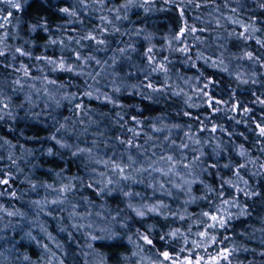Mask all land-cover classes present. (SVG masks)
<instances>
[{
    "label": "rangeland",
    "instance_id": "1",
    "mask_svg": "<svg viewBox=\"0 0 264 264\" xmlns=\"http://www.w3.org/2000/svg\"><path fill=\"white\" fill-rule=\"evenodd\" d=\"M17 2L21 4L20 10L0 3V21L11 12L8 22L0 27V51L5 53V56L0 57V100L7 103L8 107L20 106L25 110L22 117L14 120L11 131L0 125V179L9 181L6 185L0 184V192L3 193L0 201L20 206L12 212L16 214L11 219L0 220V264H60V257L63 264H138L142 255H148L157 264H173V261L175 264H185L191 257L192 260L195 257L197 260L203 258L205 263L212 264L217 253L226 249L223 243L217 241L216 244L206 238L194 250H188L189 243L178 241L170 230L181 225L180 222L190 224L195 223V220L196 231L205 230L210 220L202 214H216L217 206L225 198L237 197L243 205L259 203V194L264 190V137L259 136L257 125L264 126V103H261L264 101V75L248 61L236 63L233 69L221 73L208 83L198 80L194 72L179 79L169 77L165 72H152L151 69L158 65L146 62L148 49L166 46L180 35L181 28H185V31L192 28L185 24L188 12L181 0H131V3L129 0H105L103 4L100 0ZM104 7L109 10L106 11ZM64 8L76 14L65 13L62 11ZM33 25L37 26L35 30ZM92 26L103 30L116 46L131 54H138L143 62L139 69L141 77L134 85L121 88L120 91H115L118 86H108L100 90L99 99H89L83 95L89 89L79 75L52 71L53 65L47 63L48 60L65 59L70 51L86 48L89 40L82 37L86 36ZM263 41L255 40L250 53L264 63ZM17 48L30 55H20L15 51ZM25 67L29 72L27 77L24 76ZM146 72L149 73L147 78ZM44 77L55 80L56 85H45ZM16 80L20 84H16ZM148 83L156 89L181 85L195 92L185 95L183 104L176 110L170 104L163 105L165 99L156 94L143 97L142 92L154 93L146 87ZM59 85L64 87L56 94L58 98L75 93L78 99L73 103L82 102L84 108L95 106L121 111L127 120L126 125L103 138L87 135L77 140L78 135L66 127L68 131L56 132L66 117L74 115L73 110H70L71 105L63 100L58 108L49 101L52 106L44 109V88L47 87L49 93H52ZM204 92L207 95H203ZM106 96L112 102H108ZM29 97L32 103H29ZM209 97L220 103H213L210 108ZM230 98L235 100V111L228 107ZM29 106L32 111H27ZM42 110L43 114L36 118V113ZM186 112L190 115H184ZM177 113L194 126H200L205 119H213L216 123L239 127L237 137L244 146L234 150L232 157L226 149L216 155L224 167L227 165L225 169L228 170L227 175L219 176L216 186H212L216 178L214 176H218L214 167L181 177L182 158L188 154L181 153L178 155L179 160L175 159L174 171L168 176L153 172L152 176L144 179L135 192L139 195H133L129 202L132 207L128 206V210L133 215L121 212L108 225L97 223L90 231V237L73 228L74 224L69 220H60L54 215L55 212L71 209V205H84L92 197L87 187L58 195L59 188L65 184L78 183L83 186L87 182V185L93 184L94 189L98 185L96 181L103 178L98 173H106L107 170L103 164L86 167L89 162L85 157H74L68 149L60 148L54 140L49 139L52 135L74 147L77 144L85 147V140L88 141L87 146H91L95 139L97 148L94 155L98 159H108L116 150L111 142L121 131L133 128L140 133L138 138L155 116L174 117ZM240 113L242 117L237 116ZM49 114L55 116L56 121ZM133 117L140 123L137 124ZM128 134V138H132L133 133L128 131ZM68 139L73 142H67ZM48 149H52L51 155H48ZM170 166L164 164V167H159L167 171ZM92 168L96 169L95 173L91 171ZM13 185L21 190L19 195H12L15 193ZM33 185L36 187L33 188ZM57 199L64 203H51ZM36 201L40 202L39 206ZM151 207H156L157 211H148ZM134 209L145 211V215L136 216ZM28 233L35 239L30 238ZM219 234L225 238L228 232L222 229ZM143 235H148L153 243H145L140 239ZM92 236L98 239L93 240ZM261 242L264 245V235ZM211 245L221 247H215L211 251L213 254H207ZM164 252H168L172 260H165L162 255ZM229 262L222 260L219 264ZM205 263L201 261V264Z\"/></svg>",
    "mask_w": 264,
    "mask_h": 264
},
{
    "label": "trees",
    "instance_id": "2",
    "mask_svg": "<svg viewBox=\"0 0 264 264\" xmlns=\"http://www.w3.org/2000/svg\"><path fill=\"white\" fill-rule=\"evenodd\" d=\"M181 1L188 12L185 18L186 26L195 28L197 31H186V35L181 40L173 38L166 46L153 48V51L147 54V57L153 58L152 63L156 65L164 64L167 69L165 74L178 79L184 78L187 74L194 72V76L198 80L203 81V83L212 82L221 73L233 69L234 65L240 61L253 63L258 68L259 73L264 75V63L253 53H250L255 40H264V7H261L262 0ZM195 4H201L202 6L196 7ZM104 9L106 11L109 10L106 7ZM199 29H204V31H199ZM241 33H243V36ZM89 35L96 36L97 39H103L105 43L99 45L89 40V45L86 48L73 52L70 51L69 56L64 60L66 64H71L76 71L81 70L78 65L82 63V61H76L75 56L77 54L81 57L94 56L102 62L108 60L110 64L114 63V71L109 75H105L104 70L107 68L106 65H96L95 61H89L84 70L90 71L93 74L100 71L101 75L97 76L95 80L88 76L79 75L85 81L87 87L88 84L92 85L93 96H99L100 90L106 89L108 86L115 85L121 89L130 88L132 84L134 85L141 77L139 72L143 64L141 57L138 54H131L126 49L113 44L99 27L92 26L86 32V36ZM182 48H187L188 51L186 53L179 51ZM120 49L125 50L123 54H121ZM249 53L251 54V59H249ZM146 62H148V59ZM113 80H115V83H113ZM158 89H162V91L154 93L142 92V96L148 97L156 94L165 99V102L162 103L163 105L170 104L176 110L183 104L185 95L195 92L194 89L185 88L181 85L169 88L159 87ZM176 93H179V95H176ZM234 101V98H230L228 105L230 110L234 107ZM84 109L87 114L82 111L79 115L66 117L69 118L67 122L65 119L63 121L65 127L74 131L75 135L79 137L85 136L79 131L82 128L88 129V135L99 138L107 137L115 133L118 127L127 123L125 115L118 110H105L95 106ZM28 110L32 111L31 106L27 107ZM6 112H11V115L8 116L5 113H0V115H4V119L0 120V125L11 131L14 120L22 117L25 114V110L20 106L11 105ZM180 115V113H177L174 117L166 115L155 116L153 122L143 135L135 138L134 143L143 144L145 147H148L149 144L155 145V147L149 149L148 155L152 151H155L157 153V161L161 154L177 156L175 159L179 160V154L182 153L184 155L188 153L184 159L182 158L181 177L196 174L200 169L213 168L212 165H215L213 169L217 171L218 176H214L216 178L212 181V186H216L220 178L219 176L227 175L228 173V170L225 169L221 163L222 161L217 159L216 155L226 149L227 153L232 157L234 150L238 148L242 149L244 146L242 141L237 137L240 133L239 127L227 123H216L213 119H205L200 123V126H194L187 120L182 119ZM242 115L240 113L237 116L242 117ZM73 121H83V123H73ZM153 126L161 129V131L154 132L152 130ZM214 126L217 128V131L211 132L210 130ZM205 127L208 129L207 131L201 130ZM165 136H167V140L164 139ZM128 137V131L125 129L111 142V145L116 148L115 151L123 153L125 156L124 161L118 160L120 163L127 162L128 154H131L134 159L136 158V149H130L128 153H125V146L117 142V138L126 140L129 139ZM149 137H151L150 140L148 139ZM146 140L148 144H145ZM197 140L199 143H196ZM171 141H174L175 145L188 144L189 147L174 150L172 147H169ZM67 142L73 141L68 139ZM197 157H199V160L196 159ZM183 164H188L189 167L184 168L182 167ZM136 166L146 165L137 164ZM157 166L164 167V164L160 163ZM127 174L132 175L133 179L128 181L119 180L118 183L109 184L107 188L111 189V192L99 196L96 193L99 188L104 187L107 179L117 180V177L111 176L110 172H106L101 182L94 189L88 188L87 182H84L83 186L78 183L74 184V191H80L87 187L86 189H90L92 197L84 205H76L74 209H65L58 213L55 212L54 215L58 216L60 220L67 219L72 224L77 225L76 229L87 237H90L88 235L97 223H100L102 226L108 225L114 217L118 218V214L121 212L122 214L133 215L128 210L132 196H125L123 193H135L148 175L146 173H134L131 169L127 170ZM13 187L15 194L19 195L21 190L16 188V185H13ZM258 198L259 203L251 205H243L237 197L225 198L230 202L228 205H225L222 200L217 206L216 215H222L226 219L229 215L232 217L230 220H227L223 228L210 229L206 227L205 230L197 232V221L195 220V223L192 222L190 224L180 222L179 224L181 225L173 228L170 232L175 233L179 230L174 237L180 242L181 240L188 242V250H194L198 243L207 238V240L211 239L215 241L214 243L216 244L218 242L223 243V246L228 250H234L229 258L231 264H264V245L261 242L264 235V190L259 194ZM24 204L28 205V203ZM19 207L0 201V220L7 221L8 218L11 219L12 215L9 216L8 213L17 210ZM88 224L92 225L91 229L87 227ZM222 229L228 232L225 238L219 234V231ZM202 232H206L207 236H201L200 233ZM214 237L215 240L213 239ZM215 247L220 248L221 246L211 245L207 249V254H213L214 252L211 251ZM147 256L142 255L138 260V264H157ZM196 260L195 257L192 260L193 263ZM204 260H201L202 263H205ZM58 261L60 264H63L61 257ZM221 262L222 260H219L218 264ZM113 264L128 263L115 262Z\"/></svg>",
    "mask_w": 264,
    "mask_h": 264
},
{
    "label": "snow or ice",
    "instance_id": "3",
    "mask_svg": "<svg viewBox=\"0 0 264 264\" xmlns=\"http://www.w3.org/2000/svg\"><path fill=\"white\" fill-rule=\"evenodd\" d=\"M0 3H5L7 4L11 9H16V10H20L21 8V4L17 2V0H0ZM100 3L103 4L105 3V0H100ZM129 3H131V0H129ZM196 7H200L202 6L201 4H195ZM261 7H264V0H262L261 2ZM63 12L69 14V15H75V12H69L68 8H64L62 9ZM233 11H235L233 9ZM11 15V12L8 13L7 16L3 17V20L0 21V27H3L5 23L8 22V17ZM101 19H104L103 17ZM37 26L33 25V30H35ZM103 31V30H102ZM188 32H195L197 31V29L195 28H188L187 29ZM199 31H204V29H199ZM186 35V31L185 28H181L180 29V35L174 37V39L176 40H181L182 37ZM241 35L243 36V33H241ZM82 39H86V40H92L94 41L96 44L99 45H103L105 43V41L103 39H97L96 36L93 35H89V36H85L82 37ZM52 43H55V41H53ZM77 43H79V41H77ZM17 53H19L22 56H29L30 53L28 52H24L22 51L20 48H17L15 50ZM124 49H120L121 54L124 53ZM153 50L151 48L148 49V53H151ZM179 51L181 52H187L188 49L187 48H182L179 49ZM5 56L4 51H0V57ZM249 59H251V54H248ZM37 59H43L42 57H38ZM76 61H82V63L80 65H78V67L81 69L80 71H76V69H74V67L71 64H66V61L64 59H60L59 61L56 60H48L47 63L53 65V68L51 69L52 71H63V72H70V73H74L76 75H81V76H88L91 79L95 80L97 76L101 75L100 71L95 72V74H93L90 71H85V67L88 65L89 61H95L96 65H106L107 68L104 70V74L105 75H109L111 74L112 71H114V63L110 64L108 60H104L103 62L96 59L94 56H88V57H81L79 54H77L75 56ZM148 62L149 64H151L153 62V58L152 57H148ZM222 63V61H221ZM9 67H11V65H8ZM18 70V69H17ZM152 72H166L167 69L164 66V64H159L157 67H154L151 69ZM149 73L146 72L145 74V78H147V75ZM29 75L28 69L25 67L24 68V76L27 77ZM129 75H131V73H129ZM16 84H20L19 80L15 81ZM43 83L45 85H56V81L55 80H49L47 79V77H44L43 79ZM87 83V82H86ZM98 83V81H97ZM113 83H115V80H113ZM22 87V86H21ZM63 85H59L57 87H55L53 89L52 93H49L47 87L44 88V97H45V103H44V109H48L52 106V104L49 103V101H51L53 104H55V106L58 108L61 106V100L63 101H67L69 105H71V109L73 110V114L76 115L77 113L84 111L85 114H87V112L84 109V105L83 103H73L74 101H76L78 99V96L73 93V94H69V95H64L62 97H57V93L59 92L60 88H63ZM146 87L148 89H151L153 92L156 91H162V89H156L153 87V85L151 83H148L146 85ZM205 88H207V84L205 85ZM88 91L84 92L83 95L88 97L89 99H99L100 96H93V91H92V85L88 84ZM115 91H120L119 87L115 88ZM176 95H179V93H176ZM203 95H207V92H204ZM29 103H32L31 98L29 97ZM105 99L108 102H112L110 97H105ZM213 103L215 104H219L220 101H213L211 99V97H209V101H208V106L211 108ZM261 103H264V101H261ZM238 107V106H237ZM8 108V104L4 103L2 100H0V112H4V110H6ZM237 110V108H233V111ZM213 111H218V109H213ZM244 111H248L247 109H245ZM43 114V110L41 112L36 113V118H38L40 115ZM5 115L10 116L11 112H5ZM50 118L54 121H56V117L52 116L51 114ZM184 115H190L189 113H184ZM4 119V115H0V120ZM69 118H65L66 122ZM135 121V117L132 118ZM58 122V121H57ZM137 124H139V121H135ZM73 123H83V121H73ZM257 128H259V136L264 137V126H260L257 125ZM62 130L64 131H68V129L65 128V124H59V127L56 128V132H61ZM152 130L154 132H159L161 131V129L156 128L155 126H153ZM201 130L207 131L208 129L202 128ZM80 132H82L85 136L88 135V129L87 128H82L79 130ZM129 132L133 133L132 138L123 140V139H119L117 138V142L120 145H124V152L128 153L130 149H136V158L134 159L133 156L131 154L127 155V162L124 163H120L119 161H124L125 156L123 153H118V151H114L112 156L109 157L108 159H98L96 158V156L94 155V152L97 148V144H96V140L93 139L91 142V146H87L88 145V141L85 140V147H80L79 144H77L75 147L73 146V144L70 143H66V142H62V138L61 139H57V137L55 135H52L49 139L54 140L55 143L57 145H59L60 148L62 149H68L70 151V154L74 157L76 156H83L87 159V161L89 162L88 165H86V167L90 166L91 164H95V165H101L103 164L105 169L107 170V172H110L111 176L113 177H117V180H113V179H107L104 187L99 188V190L97 191V195H102V194H109L111 192V189L107 188V185L109 184H113V183H118L119 180H124V181H128V180H132L133 176L130 174H127V170L131 169L132 172L134 173H146L148 176H152L153 172H158L163 176H168L169 173H172L174 171V168L176 167V160L174 158L173 155H164L161 154L159 156V160H156V156L157 153L155 151H152L150 155H148L149 153V149L155 147V145L153 144H149L148 147H145L143 144H137L134 143V140L137 136L140 135L139 132H137L135 129L133 128H129L128 129ZM211 132H216L217 128L214 126L211 128L210 130ZM102 135V134H101ZM76 139L79 140V136H76ZM149 140L151 139V137L148 138ZM165 140H167V136L164 137ZM105 144H107V141H104ZM196 143H199V141L197 140ZM145 144H148V141H145ZM169 147H172L174 150H179L180 148H188L189 145L188 144H183V145H175L174 141H171L169 143ZM52 154V149H48V155ZM241 156L244 155L243 152L240 153ZM197 160H199V157L196 158ZM163 163V164H170L171 166L167 168V171H164L163 168L158 167L157 165ZM137 164H142V165H146V166H140L137 167ZM182 167L184 168H188L189 165L188 164H183ZM212 167H215V165H212ZM227 167V165L225 166ZM240 167H244V165H241ZM91 171L93 173L96 172L95 168H92ZM105 172H100L98 173V175L100 177H104L105 176ZM101 181H96L97 184H99ZM9 181L7 179H0V184H8ZM36 186L33 185V188H35ZM41 187H49L51 188V185H41ZM88 188H93V184H88L87 185ZM161 188H163V185H160ZM74 189V185L72 184H65L63 187L59 188L58 191L54 189V191H57V194H63V193H71L73 192ZM242 191V190H241ZM125 196L131 197L133 195H139V193H132V192H124L123 193ZM0 195H3L2 192H0ZM13 196H15V193L12 194ZM38 206H39V201L35 202ZM52 204H62L64 203L63 200L61 199H57V200H53L51 201ZM223 203L225 205H228L230 202L225 199L223 200ZM130 208L132 207L131 204L128 205ZM71 207L74 209L75 205H71ZM150 212H156L157 208L156 207H151L147 209ZM136 216L139 217H143L145 215V211L139 210V209H134ZM16 213H12L9 212L8 215H15ZM75 215V214H73ZM203 216L207 217L208 220L212 221V223L208 224L207 227L210 229H215L217 227L223 228L225 227L227 220H230L232 217L229 215L227 217V219L222 216V215H216V214H209L208 212H204L202 214ZM183 217H181L182 219ZM73 228H76L77 225H72ZM81 227H83V225H81ZM88 228H92L91 224L87 225ZM179 232V230H177V232L172 233L171 235L176 236L177 233ZM201 236H207L206 232H202L200 233ZM28 236L32 239H35L34 237H31V233H28ZM91 239L95 240L98 239V237L96 236H92ZM140 239H142L145 243L151 245L153 243V241L149 238L148 235H143L140 237ZM214 239V238H213ZM129 240H131V237H129ZM46 247V246H45ZM89 247H91V245H89ZM234 250H228L225 249L223 252H218L217 253V257H214L212 260V264H218L219 260H224V261H229L230 256L232 255V252ZM163 257L165 260H172V257L170 256V254L168 252H164L162 253ZM27 259V258H25ZM203 258H201L202 260ZM201 260H196L195 264H201ZM173 264H175V262L173 261ZM185 264H193V261L191 258H189ZM230 264V262H229Z\"/></svg>",
    "mask_w": 264,
    "mask_h": 264
}]
</instances>
